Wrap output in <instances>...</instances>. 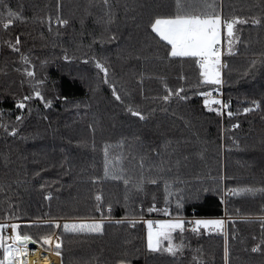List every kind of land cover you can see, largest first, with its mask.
<instances>
[{
    "label": "trees",
    "instance_id": "1",
    "mask_svg": "<svg viewBox=\"0 0 264 264\" xmlns=\"http://www.w3.org/2000/svg\"><path fill=\"white\" fill-rule=\"evenodd\" d=\"M5 2L26 20L16 21L7 31L0 28V96L4 97L0 123H16L19 112L11 94L20 98L31 92L27 78L16 71L25 67L20 53L4 45L5 39L14 40L17 34L21 53L34 65L36 80L44 81L41 90L52 104L45 108L36 99L30 101L32 111H25L15 137L0 128V222L8 213L22 225L48 219L63 221L61 225L70 220L98 221L103 214L109 218L104 221L102 235L58 229L63 240L60 264H119L125 258L132 264H188L186 258L146 253L147 225L140 220L170 219L177 214L185 220L224 219L228 264H264V250L251 251L264 235L260 224L245 222L246 217L264 214V193H228L235 188H264V0H215L226 18L255 15L262 20L259 26H238L234 55H227L223 47L222 62L227 66L222 69L224 83L218 90L200 85L194 63L167 59L163 42L153 39L149 21L169 11L170 0H109L111 24L100 19L104 16L102 0H60L59 14L69 23L64 27L53 23L51 32L45 18L56 16L57 0ZM111 35L116 39L108 42ZM99 37L105 40L102 46L93 44ZM65 51L72 58L69 61L63 59ZM93 54L107 58L109 77L125 103L114 99L103 83V74H98L91 62H82ZM253 61L255 66L250 67ZM162 81L173 90L184 87L189 99L173 97L164 104L158 99L165 94ZM202 91H211L229 107L221 109V115L206 110L204 97L195 94ZM253 101L260 107L244 113L245 107H253ZM129 103L147 115L146 121L125 111ZM228 111L233 113L231 117ZM237 123L239 127L232 128ZM121 142L124 148L113 147L112 154L124 153V166L134 179L139 169L129 153L138 156L146 151L145 163L152 166L143 173L144 192L133 191L127 206L122 182L101 179L92 183L93 178L103 177L104 145ZM151 149L160 155L155 156ZM149 178H156L157 184L148 183ZM166 182L171 192H182L183 207L177 209L172 196L168 205L171 216L147 212L153 197L157 208L165 207ZM206 187L222 189L224 203L221 194L204 193ZM97 193H102L101 212L96 211ZM126 215L139 221L135 227L116 223ZM21 231L38 239L52 235L55 229L22 227ZM223 232L211 226L201 228L198 234L187 230L184 242L201 251L203 264H225Z\"/></svg>",
    "mask_w": 264,
    "mask_h": 264
},
{
    "label": "snow or ice",
    "instance_id": "2",
    "mask_svg": "<svg viewBox=\"0 0 264 264\" xmlns=\"http://www.w3.org/2000/svg\"><path fill=\"white\" fill-rule=\"evenodd\" d=\"M104 9V16L100 19L105 24H111L113 22V16L111 14V5L109 0H102ZM60 0H57L56 9L57 14L55 17L48 15L45 19L48 24L49 32L52 31V25L55 23L59 27L68 25L69 21L63 18L60 13ZM0 28L7 31L16 21L25 22L26 18L21 15L19 11H13L5 0H0ZM42 23L44 20L41 21ZM262 20L260 17L253 16H239L234 15L230 18H226L222 13V5L215 3V0H170L169 11L163 14L154 15L148 24L150 32L154 34L153 39L158 38V42H163L165 48L166 58L169 60H179L181 62L190 61L195 64L199 70V84L216 86L217 90L219 86H222L224 80L222 79V69L227 65L222 62V56L225 52L222 50L223 42L227 44V55H234L233 44L239 42V37L236 35L238 26L251 24L252 26L261 25ZM59 35V32L56 33ZM115 35L107 37V41L111 42L115 40ZM105 42L103 37L94 38L93 44L100 43L101 46ZM22 41L20 35L17 34L15 39H5L4 45L14 53H20L21 60L25 67L23 69H16L21 71L22 75L27 78L29 86L31 88L30 94L23 95L20 98H16L15 94H11L13 99L14 108L18 110L19 114L15 116V124L8 125L0 123V128L3 129L6 135L15 137L18 134L17 125L21 124L25 118V111L28 114L31 113L32 108L29 103L33 99L38 100L44 105L45 108L51 107L52 100L47 99L41 90L44 84L43 80H36V73L33 70L34 65L30 64L29 57L21 53ZM91 47V45H89ZM65 61L72 59L68 56L67 51L63 55ZM83 63H92L98 74H103V83L108 85L111 89V95L117 102L125 103L120 90L114 80L110 79V64L106 57H97L95 54L92 56H85L82 60ZM255 66V61L252 62L250 67ZM180 79H185L181 76ZM22 84L24 81L21 82ZM164 87V95L158 97L164 104L171 102L172 98H178L180 101H186L189 99L184 87H179L173 90L168 87L167 83L162 81ZM142 87V80L140 81ZM196 95L204 97L203 105L208 111H215L217 115H221V109H227L229 105L224 103L220 99L212 97L211 91H202L195 93ZM58 99L67 100V97H57ZM4 97L0 96V103H3ZM253 107H245L244 113L253 111L255 108H259L260 104L257 101L252 102ZM218 105L219 107H213ZM125 111L132 117H138L140 121H146L147 115L142 112L138 107H133L130 103L127 104ZM154 111V110H153ZM227 115L231 117L233 113L227 112ZM3 116V110H0V117ZM46 118V117H45ZM239 127V124H233L232 128ZM119 147L124 148L123 142L118 145L105 144L103 148L104 155V170L103 177H95L92 183L95 184L101 179H111L113 181L122 182L125 188V205L130 199V194L144 192L145 177L143 175L145 168L147 167L151 171V165H146L147 152L141 151L137 154L129 153L132 161H135V166L139 169V176L134 179L128 169L124 166L125 157L123 152L116 155L112 154V148ZM141 148L143 146L141 145ZM155 156H159L160 153L155 149H151ZM148 183L157 184L156 178H149ZM43 187V185H41ZM169 184L165 183V207L157 208L155 203V197H153V203L147 208V212H162L165 216H171L169 211L170 197H176V207L181 209L184 203V195L182 192L173 193L170 190ZM204 193L212 192L213 194H221V203H224L223 192L219 187L216 188H204ZM228 193L233 196H239L241 193H248L255 195L257 193H264V188H235L229 189ZM50 199V195L45 197ZM97 202L96 211L101 212L104 208L102 199V193H97L94 196ZM109 214L112 210V205H107ZM141 210L143 206L141 204ZM261 212L264 213V205L261 207ZM109 217L101 215L100 220L92 222H80V223H64L61 225L54 219L43 220L40 222L28 221L22 225L17 222L18 217L11 213L4 216L3 221L0 222V264H25L24 258L27 253L33 249L29 248V245H35L36 248H45L46 246L54 244L55 254L62 257V236L53 233L52 235H43L38 239L27 233H22V227H42L47 226L51 229H60L62 227L63 233L72 234H99L104 232V221ZM259 222L261 232L264 233V214L256 217H246L245 222ZM127 223L131 227L139 222L131 215H126L123 219L116 221L117 224ZM146 233V245L145 252L148 254H164L166 253L174 260L187 259L188 264H203L202 253L199 249H191L190 245H186L184 242V233L190 230L193 234H198L201 228L208 229L211 226L213 229L223 232L225 221L222 219H195L185 220L183 216L177 214L167 220H147ZM186 225H191L190 229H186ZM174 234H176L174 236ZM225 236L224 247V260L225 264H228L229 248L227 232H223ZM53 236L55 237L53 239ZM188 249L186 256L185 250ZM264 250V235L259 244L252 247V252H259ZM139 251V250H137ZM127 256V253H126ZM135 259H139V256H135ZM119 264H132L131 259H121Z\"/></svg>",
    "mask_w": 264,
    "mask_h": 264
},
{
    "label": "bare ground",
    "instance_id": "3",
    "mask_svg": "<svg viewBox=\"0 0 264 264\" xmlns=\"http://www.w3.org/2000/svg\"><path fill=\"white\" fill-rule=\"evenodd\" d=\"M25 264H59V259L55 255L42 250Z\"/></svg>",
    "mask_w": 264,
    "mask_h": 264
},
{
    "label": "built area",
    "instance_id": "4",
    "mask_svg": "<svg viewBox=\"0 0 264 264\" xmlns=\"http://www.w3.org/2000/svg\"><path fill=\"white\" fill-rule=\"evenodd\" d=\"M223 57L224 56H222V60H223ZM212 97L213 98H216L214 95H212ZM220 98H222V96H220ZM166 218H150V219H141L140 221H142L144 224H146L145 223V221H147V220H152V221H156V220H165ZM61 222L62 221H60L59 223L61 224ZM56 234H58V233H56ZM55 237L53 236V239H54ZM51 246V248H53L54 247V244L53 245H50ZM29 248L30 249H33V250H31V251H29L28 253H27V256H26V258H24V262L25 263H27L29 260H30V258H32L33 256H35V255H38L42 250L44 251V249L43 248H36V246L35 245H33V246H30L29 245ZM49 253V252H48Z\"/></svg>",
    "mask_w": 264,
    "mask_h": 264
},
{
    "label": "rangeland",
    "instance_id": "5",
    "mask_svg": "<svg viewBox=\"0 0 264 264\" xmlns=\"http://www.w3.org/2000/svg\"><path fill=\"white\" fill-rule=\"evenodd\" d=\"M223 47H225V49H226V52H227V44H226V42H223ZM222 50H223V48H222ZM165 220H167V219H165ZM224 220V219H223ZM72 223H80V222H89V221H94V220H85V221H81V220H70ZM71 222H69V223H71ZM63 223V221L61 222V224ZM54 233L56 234V233H58V229H55V231H54ZM45 251H47V252H49V253H51L52 255H55L56 257H58V259H59V264H60V256H57L56 254H55V251H54V247L53 248H51V246H50V248H49V250H46V249H44Z\"/></svg>",
    "mask_w": 264,
    "mask_h": 264
},
{
    "label": "water",
    "instance_id": "6",
    "mask_svg": "<svg viewBox=\"0 0 264 264\" xmlns=\"http://www.w3.org/2000/svg\"><path fill=\"white\" fill-rule=\"evenodd\" d=\"M30 246H33V245L30 244Z\"/></svg>",
    "mask_w": 264,
    "mask_h": 264
}]
</instances>
